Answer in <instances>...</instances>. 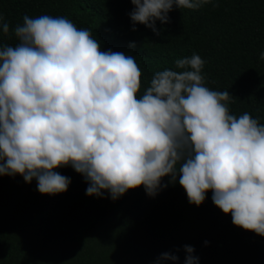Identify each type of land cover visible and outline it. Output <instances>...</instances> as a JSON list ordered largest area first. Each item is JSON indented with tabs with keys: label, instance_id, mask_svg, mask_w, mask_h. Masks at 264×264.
<instances>
[{
	"label": "clouds",
	"instance_id": "obj_1",
	"mask_svg": "<svg viewBox=\"0 0 264 264\" xmlns=\"http://www.w3.org/2000/svg\"><path fill=\"white\" fill-rule=\"evenodd\" d=\"M130 2L132 30L143 24L159 36L155 22L167 23L174 6L213 0ZM0 30L9 34L2 16ZM13 31L19 42L0 45V175L35 178L39 193L54 195L70 184L54 169L71 166L89 182L86 195L106 190L113 200L141 185L155 196L163 177L179 175L190 204L211 190L235 226L264 236V124L230 113L232 95L206 86L198 54L175 61L182 71L156 72L138 95L135 58L101 51L91 30L68 18L24 15ZM184 249V264H198L193 247Z\"/></svg>",
	"mask_w": 264,
	"mask_h": 264
},
{
	"label": "trees",
	"instance_id": "obj_2",
	"mask_svg": "<svg viewBox=\"0 0 264 264\" xmlns=\"http://www.w3.org/2000/svg\"><path fill=\"white\" fill-rule=\"evenodd\" d=\"M218 4L217 7H213ZM198 10L178 9L151 28L133 24L130 0H0V45L15 46L23 16H62L91 30L101 51L132 55L141 72L142 95L154 74L177 69L175 61L198 54L212 90L228 91L231 114L249 113L264 124V0H213ZM135 43V47L130 44ZM70 178L65 192L41 194L35 178L0 175V264H184L192 246L198 264H264V236L232 223L206 192L199 205L170 177L149 196L144 186L113 200L86 195L89 182L71 166L54 169ZM207 242V243H205ZM176 261L160 259L162 253Z\"/></svg>",
	"mask_w": 264,
	"mask_h": 264
}]
</instances>
